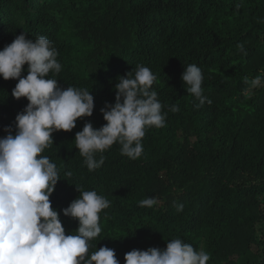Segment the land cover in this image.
I'll list each match as a JSON object with an SVG mask.
<instances>
[{
    "label": "trees",
    "instance_id": "1",
    "mask_svg": "<svg viewBox=\"0 0 264 264\" xmlns=\"http://www.w3.org/2000/svg\"><path fill=\"white\" fill-rule=\"evenodd\" d=\"M22 33L45 36L57 49L62 70L48 78L94 98L92 117L54 132L41 154L60 169L49 199L66 234L78 221L62 210L79 197L77 188L95 190L110 206L89 254L108 247L125 264L134 249L163 250L179 238L210 254L208 264H264V87L243 95L245 78L264 72V0H0V50ZM189 64L201 68L211 105L197 108L187 93L181 77ZM137 65L157 77L165 126L146 129L140 158L122 155L117 143L89 171L76 133L106 123L100 110L115 103L117 78ZM17 83L0 77V138L5 127L15 134V117L28 104L12 97ZM173 104L180 111H169ZM148 197L158 203L141 207Z\"/></svg>",
    "mask_w": 264,
    "mask_h": 264
},
{
    "label": "clouds",
    "instance_id": "2",
    "mask_svg": "<svg viewBox=\"0 0 264 264\" xmlns=\"http://www.w3.org/2000/svg\"><path fill=\"white\" fill-rule=\"evenodd\" d=\"M241 5L237 4L239 8ZM238 50L247 56L243 44ZM59 53L45 36L26 38L22 33L0 50V77L17 80L12 90L16 100L26 98L24 110L15 117V134L5 127L0 138V264H119L116 253L101 247L89 254L91 241L100 236V213L110 202L95 190L81 191L63 215L78 221L75 234H66L57 210L49 197L60 179V169L47 156L41 155L52 146L54 132H71L79 119L92 117L94 98L86 88L60 87L49 73L62 70ZM28 65L26 77L22 75ZM157 77L149 67L137 65L126 76L118 77L115 103L105 104L101 114L106 122L99 129L85 123L76 133L75 144L84 157L89 171L104 164L103 153L114 144L121 146V154L131 160L140 158L142 140L148 128H163L167 113L159 101L153 84ZM197 108L212 101L204 94V76L196 64H189L181 77ZM243 95L250 96L264 87V72L255 78H245ZM169 111H180L173 104ZM71 177L72 173L66 172ZM155 198H145L141 207L151 208ZM178 212L182 204L175 205ZM210 254L196 251L181 239L167 242L165 249H134L125 254V264H208Z\"/></svg>",
    "mask_w": 264,
    "mask_h": 264
}]
</instances>
